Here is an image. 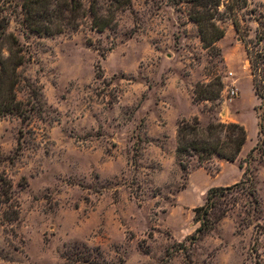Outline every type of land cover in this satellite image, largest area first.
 <instances>
[{"label":"rangeland","instance_id":"rangeland-1","mask_svg":"<svg viewBox=\"0 0 264 264\" xmlns=\"http://www.w3.org/2000/svg\"><path fill=\"white\" fill-rule=\"evenodd\" d=\"M29 1L0 0L1 98L13 88L18 100L0 116V264H264V99L243 43L264 0L236 5L246 37L217 20L212 46L170 0H131L103 31L85 16L62 32ZM257 81L264 94V62ZM193 117L242 124L237 158L182 168L176 128ZM245 169L258 202L240 188L215 198L196 234L208 189Z\"/></svg>","mask_w":264,"mask_h":264},{"label":"trees","instance_id":"trees-1","mask_svg":"<svg viewBox=\"0 0 264 264\" xmlns=\"http://www.w3.org/2000/svg\"><path fill=\"white\" fill-rule=\"evenodd\" d=\"M46 2V18L59 19V27L56 32H62L67 26L75 27L78 25V20L85 16H89L90 27L97 31H103L113 24V20L117 13L123 11L131 0H30L32 4ZM172 3L184 4L187 8L188 17L196 22L200 37L204 45L212 46L220 39L223 34V28L217 24V20L230 18L234 28L239 36L246 37V33H242L240 25V9L241 5H236L241 0H230L233 2L232 7L221 9V5H225V0H170ZM28 6V7H27ZM26 14L29 19L31 10L29 3L26 4ZM258 29L255 40L243 39L246 54L250 64L252 82L255 93L258 97L264 99V94H261L258 81L257 69L264 62V15L258 16ZM37 32L44 31L52 33L51 27L35 28ZM8 73L1 66L0 62V82ZM15 89L11 88L13 97L10 100L2 101L3 87L0 83V116L14 110L15 105L18 108L15 96ZM247 132L245 127L237 122H211L206 126H202L197 117L192 119H181L176 128V148L175 156L182 168H187L188 162L192 156H196L198 161H203L217 155L222 159L234 161L242 146L246 142ZM257 184L254 176L245 169L244 177L239 182L227 187H211L206 193V201L203 205L195 208L200 220V226L196 229V234L207 228V214L213 208L217 207L215 198L223 197L231 190L240 188L251 198H255L257 194ZM255 202H258L255 198ZM206 219V221H205ZM194 234V235H196ZM196 237V236H195Z\"/></svg>","mask_w":264,"mask_h":264},{"label":"built area","instance_id":"built-area-1","mask_svg":"<svg viewBox=\"0 0 264 264\" xmlns=\"http://www.w3.org/2000/svg\"><path fill=\"white\" fill-rule=\"evenodd\" d=\"M235 93L234 90H231V94Z\"/></svg>","mask_w":264,"mask_h":264}]
</instances>
